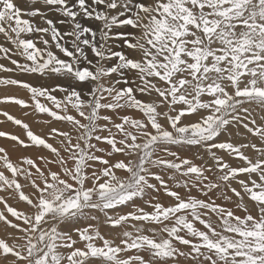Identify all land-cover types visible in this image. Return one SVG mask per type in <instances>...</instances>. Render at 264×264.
Listing matches in <instances>:
<instances>
[{"label":"snow or ice","instance_id":"6c2138e0","mask_svg":"<svg viewBox=\"0 0 264 264\" xmlns=\"http://www.w3.org/2000/svg\"><path fill=\"white\" fill-rule=\"evenodd\" d=\"M0 37V104L62 125L0 111V264H264V0H0Z\"/></svg>","mask_w":264,"mask_h":264},{"label":"rangeland","instance_id":"374dc122","mask_svg":"<svg viewBox=\"0 0 264 264\" xmlns=\"http://www.w3.org/2000/svg\"><path fill=\"white\" fill-rule=\"evenodd\" d=\"M18 2H20L21 5L23 6V0H18ZM88 23H92V22L89 21ZM0 42H3L2 37H0ZM0 63H4V64L8 65V62L6 60H0ZM8 66H11V65H8ZM10 75H13V74L0 73V76H10ZM15 78L22 79V80H31L32 83H42V84L50 83V82H46V81L36 80L34 78H30V77H26V76H15ZM20 95H22V96L19 97ZM3 96H16V97L24 98V99L28 98L27 93H25L23 90L15 88V87H8V88L0 87V97H3ZM0 111H7L9 114L15 116L16 118H19V119L25 121L26 123H28L30 125L31 130L34 133L41 135V136H45L47 134L49 127H52V126L62 127V125H60L59 123H56L53 125H46L43 123V118H39L40 122H37L38 117L35 114L25 116L24 112L26 110L21 109L19 106H16L14 104H10V103L0 104ZM0 120L4 121V123H0V131L12 133V134L21 136L22 138L24 137L23 130L20 129L18 126H15L11 122L6 121V118H4L2 116H0ZM0 146H5V147L10 148L11 142L6 140L5 138H0ZM18 154H19V152H13V157L15 158V156ZM27 154L35 156L38 154V150L30 149V150H28ZM183 154L188 155V156L193 155V153H191V152H185ZM162 199L166 200L167 198L162 197ZM217 202L220 203L219 200ZM10 203H12V202L10 201ZM226 206H230V207L234 208V205H226ZM127 210L128 209H125V211H127ZM237 214H241V213L237 212ZM102 231L107 232L108 230L105 228H102Z\"/></svg>","mask_w":264,"mask_h":264},{"label":"bare ground","instance_id":"6f19581e","mask_svg":"<svg viewBox=\"0 0 264 264\" xmlns=\"http://www.w3.org/2000/svg\"><path fill=\"white\" fill-rule=\"evenodd\" d=\"M18 96V95H17ZM22 95H20L19 97H21Z\"/></svg>","mask_w":264,"mask_h":264}]
</instances>
